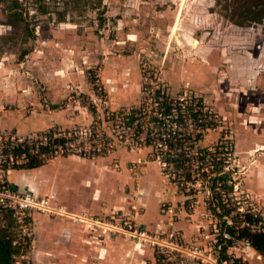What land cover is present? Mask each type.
Segmentation results:
<instances>
[{
    "label": "rangeland",
    "instance_id": "374dc122",
    "mask_svg": "<svg viewBox=\"0 0 264 264\" xmlns=\"http://www.w3.org/2000/svg\"><path fill=\"white\" fill-rule=\"evenodd\" d=\"M262 5V0H0V69L1 67L9 69L12 64L24 60L26 52L34 51L37 47L50 46L51 44L42 43V38L50 37L55 38L56 43L53 44L55 47L59 42L64 43L68 53L75 50L81 54V62L84 61L82 62L84 69L79 74L81 81L73 86V82L69 80L64 87L93 88L95 83L110 87L103 78L102 60L105 55H122L135 57L140 69V97L129 105L138 106L144 98H147L150 93L144 91L142 87L148 84L162 87L169 96H176L187 90L192 95L201 97L205 104L221 117L222 122L219 124L223 127V131L226 130V139L232 148H228L230 155H226L227 161H224L220 167L224 174L218 180L207 177L204 186L196 183L195 195L188 198L184 194V189L175 188L182 198L175 204L167 201L174 211L169 213L172 215L170 221L178 220L181 216L186 220H191L193 217L194 220L191 222L194 221L195 232L186 236V239L192 244L208 249L212 253V258L219 256L220 247L221 259L230 256L239 260L237 264H264V253L254 249L247 240L233 238L228 232V226L237 229L244 224L241 219L244 218L245 213H252L259 219L253 223V229L264 231V17L261 22L245 17L247 10L257 9ZM234 21L241 22V25ZM38 38L41 41H38ZM41 50L39 49V53ZM92 54L95 57H91ZM40 58L33 59L34 69L29 70L23 64L16 69L12 66L0 76L4 79L9 78L17 70L16 75H25L32 80L34 87H50L48 80L44 78V81H41L40 72L43 69L36 66ZM50 63L47 62L46 66ZM57 73L55 72V75ZM49 77L53 79L52 75ZM243 84H247L248 87L241 90L242 95L238 88ZM74 94L78 104L82 105V108L76 111L82 110L92 114L89 123L82 121L80 124L66 128L53 126L26 137H18L13 129L2 128L5 123L1 122L0 164L9 167L26 161L25 154L14 155L12 152V147L19 143L27 141L33 151L45 145L48 151L42 154L43 157L46 161L54 159L57 168L60 166L59 171L54 174V180L65 183L58 186V191L68 194V198L63 201L61 199L56 201L55 195L49 194L52 196L53 204L73 211L70 206L76 205L73 204L74 201L79 198L84 199V194L87 193L83 201L90 205V196L96 193L98 199L99 197L104 199L105 195H113L112 197L116 198L117 202L112 204L110 209L122 206L120 209L127 210L129 196L134 193L136 184L124 182L123 185L113 189L111 186L114 185L112 182L115 180L112 181V176L121 172L120 166L123 168V163L127 159H136V153L127 154L121 151L124 154L119 160L113 155L111 159L103 162V171L92 169L97 159L108 157L118 149L138 151L137 147L132 149L136 143L135 137L133 134L121 136L113 130L112 123L103 119L95 123L98 114L112 108L108 92V104L98 103L95 107L88 103L89 94L83 92L81 94L74 92ZM255 105L258 108H255ZM83 106H86V109ZM9 107L6 105L5 108ZM82 115L85 116L83 112ZM1 119L8 122L6 119L9 118ZM95 124L107 133L105 134L107 137H111L114 147L110 153H100L101 155L97 157L62 154L59 151L54 153L52 139L48 137L45 139L46 133L58 132L62 129L67 132ZM219 135V129L205 131L203 133L205 140H202L201 145L216 144ZM6 148L11 150L6 153ZM155 148L154 144L150 148H142L146 158L149 159L143 166L151 177L158 179L157 184L165 189L170 178L165 180L159 173V164L151 161L154 156L150 152ZM122 156L127 159L123 160ZM130 162L127 163V167L130 166ZM49 169L46 170L47 174L52 171ZM137 170L138 167L131 170L130 176L136 178ZM8 173L5 172L6 177ZM100 174L104 177L112 174L107 184L109 186L106 188L102 186L103 178L98 180ZM18 176L12 175L11 178L16 180ZM216 182L223 185L224 202L221 196L217 197L218 190L213 193L212 189L206 187ZM154 190H151L150 197L147 196L145 211L139 217L147 227L150 224L154 226L159 220L165 223L168 219V216L160 213ZM221 203L224 208L219 205ZM101 205L105 206L102 201ZM165 205L161 206L162 210L167 209ZM224 209L229 211L226 212ZM81 211L87 216L100 215L101 219L108 215H101L105 210ZM150 212L154 214L153 217H148ZM38 214L48 216L46 213L32 214L26 235L30 240L27 247H21L15 256V264H58L59 254L64 258L62 264H101L98 249L83 240L85 235L82 225L75 230L79 235L83 232L80 241H61L58 255L52 252L46 253L39 245L42 239L39 238L36 229L35 217ZM54 216L56 214L48 217L55 218ZM170 228L180 229L183 232L178 227ZM235 234H238L237 230ZM118 237L124 243L131 245L130 252L125 253L123 261L121 257L112 264H131L132 253L141 252L140 248L132 239L122 235ZM227 239L232 240L227 243ZM71 244L74 246L73 251L70 250ZM144 246L146 250L147 247L151 248L154 263L165 264L158 260L151 246ZM141 253L146 264L153 263L149 251L146 255L145 251ZM45 254L53 256L54 259L43 261L42 257ZM135 264L139 263L135 262Z\"/></svg>",
    "mask_w": 264,
    "mask_h": 264
},
{
    "label": "built area",
    "instance_id": "2783aa9c",
    "mask_svg": "<svg viewBox=\"0 0 264 264\" xmlns=\"http://www.w3.org/2000/svg\"><path fill=\"white\" fill-rule=\"evenodd\" d=\"M142 88L150 94L140 105L109 107L110 110H104L102 114L97 115L95 123L103 119L112 123L113 130L121 136L133 134L136 143L132 149L137 147L136 150L142 151L144 150L142 148H150L154 144L156 148L150 152L154 156L152 160L159 164L162 175L170 178L172 185L185 190L184 194L187 198L195 195L196 183L204 186L207 177L218 180L223 176L224 171L220 167L224 161H227L225 157L230 155L228 148L232 147L226 139V130L223 131V127L219 124L222 122L219 114L212 111L213 109L208 107L201 97L192 95L190 91L185 90L176 96H169L162 87L148 84ZM87 99L94 107L98 103L108 104L106 88L100 83H95L92 94H89ZM96 124L67 132L62 129V131L46 133L45 139L47 137L52 139L54 153L59 151L62 154H80L89 157L110 153L114 147L112 139L107 137L105 135L107 133ZM210 129H219L217 143L212 146L201 145L204 139L203 133ZM223 132L224 134H221ZM9 150L11 149L6 148L5 152ZM146 160L149 159L146 158L145 153L144 157L131 161L129 169L139 168ZM11 169L10 166L0 164V213H10L13 216L22 237H27L33 213H46L49 216L69 215L63 206L51 202V195L40 196L28 189L14 186L5 176V172ZM206 187L212 189L213 193L218 190L217 194L224 202L222 183H210ZM139 195L140 192L137 191L130 194L129 213L116 211L102 219L92 215H79L77 218H81L92 228H99L102 234L122 235L132 239L136 246H151L158 260L165 264H237L239 262L230 256L221 259L220 247L219 256L212 258V253L208 249L192 244L180 229H171V223L162 232L148 229L138 223L134 215L140 210ZM164 204L167 209H163V214L171 217L170 214L174 212L173 207L169 202ZM247 246L251 247L248 243Z\"/></svg>",
    "mask_w": 264,
    "mask_h": 264
},
{
    "label": "crops",
    "instance_id": "0c3cea01",
    "mask_svg": "<svg viewBox=\"0 0 264 264\" xmlns=\"http://www.w3.org/2000/svg\"><path fill=\"white\" fill-rule=\"evenodd\" d=\"M38 41H41L40 38H38ZM42 43H47L51 45H47L46 48L42 46V48L37 47L38 49L36 48L34 51L31 50L30 52H26L24 54L25 59L19 60L18 63L12 64V66L16 69L18 66H21L23 64L26 66V68H29V70L34 69L33 59L35 57H41L38 61L39 64L37 63L36 66H40V68L43 69L40 72L42 78L40 79L41 81H44V78L48 80L49 84H51L50 87H39L41 89H39L38 87H34V84H32L31 79L26 78L25 75H16L17 70H15L16 73L13 72V74L9 76V78L5 77L4 79L0 76V123H5L2 128H7L9 130L13 129V131H15V135L18 137H26L37 131H44L53 126L66 128L71 127L75 124H80L82 121H84L85 123H89L91 120L92 114H90L89 112L85 113L82 110H80L79 112L76 111L79 110V108L81 109L82 105L78 104V100L74 98L76 96L74 92H76V94H81V92L85 94H92V88L64 87V84L68 83L69 80L73 82V86H75L78 82L81 81L79 74L80 71H83L84 69V67L82 66V62L84 61L81 62L80 60L81 54L79 52H76L75 50L73 52L69 51L68 53L64 43L61 42H59L57 44V47H55L53 45L56 43L55 38H42ZM39 49H42L41 53H39ZM92 55L91 57H95V55ZM47 62H53V65H51L50 63L49 66H46ZM102 62L104 65L103 78L110 85V87L105 88L109 93V103L111 104L112 108L128 106L130 103H132L133 100L136 101L140 97V69L137 59L135 57L132 58L130 56L105 55ZM12 66L10 68H12ZM9 69L1 67L0 75H4V73L7 72ZM55 72H58L57 75H55ZM49 74L53 76V79H49ZM6 83L8 84V86H6ZM245 87H248V85H240L238 90L241 92V90L245 89ZM6 105H9L10 107L5 108ZM256 105L255 108H258V106ZM84 107L86 109V106H83V108ZM82 112L85 114V116L82 115ZM2 117L9 118L6 119L8 120V122L2 121ZM121 151L126 152L127 154L128 152L129 154L136 153L137 158L127 159L126 157L122 156L123 160H127L125 161V163H123V168L119 164L122 170L120 173H116V175L112 176V181L115 180V182H112L114 185L110 186L114 189L123 185L124 182L136 184V189L133 190L134 192H140L138 199V206L140 207V210L134 215V218L138 223L145 226L144 222H142L139 217L143 215L145 211L146 198L148 195L149 197L151 196V190H154L156 188L153 192L154 194H156V202L158 203L160 213L163 216H165V214H163V210L161 209L163 202L171 201L175 204L176 202H180L182 197L178 192H176V187L172 185L169 181H167L168 183H166L167 187L163 189L162 186H159L157 184L158 179L151 177L147 173L143 165H145V163L149 160H146L139 166L138 170L136 171V178L130 176L131 169L127 167V163L130 161H136L139 158L144 157V151H126L124 149H118L108 157H102L100 159H97L94 164L95 166L92 170L103 171V162H106V160L111 159L113 155L116 156L119 160V158H121V155L124 154L121 153ZM59 167L57 168L54 159H48L44 164L39 167L30 169H11L9 170L7 177L9 182H11L16 187L26 188L32 191L34 194L40 196L54 194L56 201L59 199L63 201V199L68 198V194H66L65 192L60 193V191H58V186H61L60 184L65 183H60L59 181L57 182L56 180H54V174L59 171ZM47 168L52 169V171H50L48 174L46 171ZM159 173L162 175L160 168ZM12 175L19 176L16 180H13L11 178ZM111 175L112 174L108 175L107 177L102 176V174L99 175L100 177L98 180H102L103 178V188L109 186L107 184H109L108 181L109 178L111 179ZM163 178L165 177L163 176ZM130 179L132 181H130ZM142 182L143 185H141ZM64 186L66 187V185ZM85 194L84 199H86ZM112 196L105 195L104 199H102L101 197H99L98 199L97 194L93 193V195H91L89 199L90 205H87V202H84V199L82 198H79L78 200L76 199L77 201H74L73 203L76 205L70 206L73 211H68L66 209L69 213V216L56 215L54 216L55 218H50L48 217L49 215H36V229L38 230L39 238L42 239L41 243L39 244L40 247L45 250L46 253H60L61 248L59 246V243L61 241L76 240L78 242L81 240L82 233L84 232L83 234L85 235V237L83 238V240H86L85 242L91 245V247L98 249V258L101 259V264H112L113 262H117L119 258L121 259V257L123 261L125 258V253L130 250L129 247L131 245L129 243H124L123 240L120 239L118 236H109L107 234H102L99 228H89L88 224L85 221H83L81 218H77V216L79 215H86L81 210H88L89 212H100L101 210H105V213L102 212L101 215H110L111 213L120 210L124 213L130 212L129 205L127 207V210L120 209L122 208V206L110 209L111 205L117 202L116 198ZM101 201L104 203L105 206L101 205ZM80 211L83 214L80 213ZM153 215L154 214L150 212L148 214V217H153ZM181 215L182 211L180 213V216ZM166 216H168L167 222L163 223L161 220H159V222H156L154 226L150 224L149 227H145L151 230L160 231L166 229L169 224L172 223L173 227L181 228L184 232V235L187 237L188 235H191V233L195 232L194 221L191 222V220H194L193 217L191 220H186L184 216H181V218H179L178 220L171 222L170 216L168 214ZM98 217H100V215ZM80 225L83 226V232L79 235L78 233H76L75 230ZM88 234L90 235L88 236ZM138 248H140V251L143 253L145 251V255L149 251L152 259L147 256L145 257L150 260H153V263L151 262L150 264H156L154 263L151 248L147 247L146 250V246L144 245H139ZM249 248L252 250L251 247ZM73 249L74 246L73 244H71L70 250L73 251ZM141 252L137 253L134 251L132 253L131 264H135V262L139 264H146L145 260L142 259ZM52 259H54V257L49 254H45L42 257L43 261H49ZM58 259H60L58 264H62L64 258H62L60 254L58 255Z\"/></svg>",
    "mask_w": 264,
    "mask_h": 264
},
{
    "label": "trees",
    "instance_id": "16d2710c",
    "mask_svg": "<svg viewBox=\"0 0 264 264\" xmlns=\"http://www.w3.org/2000/svg\"><path fill=\"white\" fill-rule=\"evenodd\" d=\"M263 5L257 9H249L245 13L247 19H251L257 22H261L264 17V0ZM236 24L241 25V22L234 21ZM27 141L19 143L12 148L14 155H26V161L24 163H15L10 168L14 169H30L39 167L45 163L46 159L43 157V153L48 151L47 146H39L37 151L31 150ZM25 144V145H24ZM22 145H24L22 147ZM219 197V194H217ZM221 201H219L220 203ZM222 208L224 205L219 204ZM228 212L229 210L224 209ZM259 219L252 213H245L244 218L237 229L228 226V232L233 238L245 239L249 244L259 251L264 253V231L253 229V223H256ZM237 230L238 234H235ZM29 237H22L17 224L14 221L13 216L10 213H0V264H15V256L19 253L21 247L26 248L29 242ZM232 239H227V243H230ZM25 242V243H24Z\"/></svg>",
    "mask_w": 264,
    "mask_h": 264
}]
</instances>
